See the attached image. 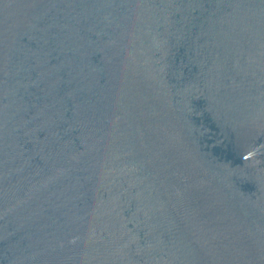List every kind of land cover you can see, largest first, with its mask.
Wrapping results in <instances>:
<instances>
[{"label":"water","instance_id":"water-1","mask_svg":"<svg viewBox=\"0 0 264 264\" xmlns=\"http://www.w3.org/2000/svg\"><path fill=\"white\" fill-rule=\"evenodd\" d=\"M0 264H264V0H0Z\"/></svg>","mask_w":264,"mask_h":264}]
</instances>
